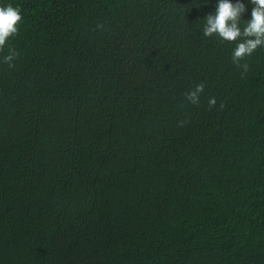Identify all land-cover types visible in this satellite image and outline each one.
<instances>
[{
	"label": "trees",
	"instance_id": "trees-1",
	"mask_svg": "<svg viewBox=\"0 0 264 264\" xmlns=\"http://www.w3.org/2000/svg\"><path fill=\"white\" fill-rule=\"evenodd\" d=\"M4 4L0 264H264V48L215 0Z\"/></svg>",
	"mask_w": 264,
	"mask_h": 264
},
{
	"label": "clouds",
	"instance_id": "clouds-1",
	"mask_svg": "<svg viewBox=\"0 0 264 264\" xmlns=\"http://www.w3.org/2000/svg\"><path fill=\"white\" fill-rule=\"evenodd\" d=\"M251 5L248 14V5ZM248 14V18L244 19ZM21 9L11 4L0 6V49H2L10 37L18 33V25L22 22ZM202 34L205 37L217 36L223 41L236 42L232 51V62L239 65L240 60L250 56L258 48H264V0H215L214 11L204 18ZM246 23L243 25L241 21ZM100 27V26H98ZM16 52L10 50V54L3 57V62L12 66L11 61L16 58ZM247 72V65H239ZM204 85L187 94V100L192 104L199 102V94L203 92ZM216 103L215 99L209 100V106Z\"/></svg>",
	"mask_w": 264,
	"mask_h": 264
}]
</instances>
